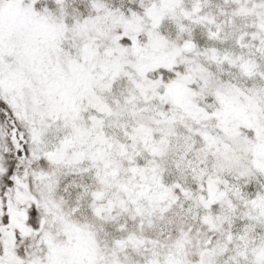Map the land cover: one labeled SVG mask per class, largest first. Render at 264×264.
<instances>
[{
    "label": "snow or ice",
    "instance_id": "obj_1",
    "mask_svg": "<svg viewBox=\"0 0 264 264\" xmlns=\"http://www.w3.org/2000/svg\"><path fill=\"white\" fill-rule=\"evenodd\" d=\"M0 264H264V0H0Z\"/></svg>",
    "mask_w": 264,
    "mask_h": 264
}]
</instances>
